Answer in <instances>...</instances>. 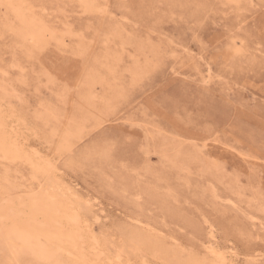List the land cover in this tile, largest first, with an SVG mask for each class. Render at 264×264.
Masks as SVG:
<instances>
[{
	"label": "rangeland",
	"instance_id": "374dc122",
	"mask_svg": "<svg viewBox=\"0 0 264 264\" xmlns=\"http://www.w3.org/2000/svg\"><path fill=\"white\" fill-rule=\"evenodd\" d=\"M99 1L104 11L81 13L76 1L34 0L33 10L62 38L34 54L14 41L5 25L12 17L0 6V62L16 91L4 105L36 126L24 132L27 148L53 158L63 183L89 205L95 234L118 243L117 227L137 226L187 252L227 249L230 264H264V0ZM107 50L120 54L118 92L105 108L88 111L85 77L106 61ZM95 86L94 99L107 94ZM40 101L61 111L60 125L78 110L89 112L69 152L57 151L59 137H47L51 124L35 119ZM170 143L182 162L171 158ZM5 164L0 160V173ZM20 170L14 181L38 185ZM124 256L125 264H140ZM144 260L168 264L151 255Z\"/></svg>",
	"mask_w": 264,
	"mask_h": 264
},
{
	"label": "bare ground",
	"instance_id": "6f19581e",
	"mask_svg": "<svg viewBox=\"0 0 264 264\" xmlns=\"http://www.w3.org/2000/svg\"><path fill=\"white\" fill-rule=\"evenodd\" d=\"M70 1L77 2V6L79 7V9H81V13H97L102 10L104 11V7L99 0H70ZM33 2L34 0H0V6H2V9L4 7L5 11L9 14L8 16L12 17V20L10 18H7L5 25L9 30L13 31L14 41L18 44V46L23 48L24 51L28 54H34L39 49L41 50L48 43L49 39H54L57 40L58 42L62 41L61 36L59 37L56 35L54 28L47 22V20L33 10L34 7ZM122 4H125L124 1ZM131 18L133 17L131 16ZM76 35L77 34H75V36ZM116 35L119 37L120 34H116ZM94 42H90V43L94 44ZM103 57L106 58V61L105 62L99 61L97 63V67L95 68V70L90 75L88 74L89 75L88 77H85L87 86L83 93L86 95L85 98L86 109L88 110L89 108H91L88 111L99 110V108L101 107L105 108L106 107L105 105L108 103V101H111L112 96H114L118 92L117 85L113 83V80L117 76V75L115 76L114 67L116 61L120 57V54L117 52H110L107 50L103 55ZM98 67H104L105 68L104 73L102 72L100 73L99 70L100 68L98 69ZM140 72L141 71H139V68L136 66L132 70V74L135 76L140 74ZM6 73L7 70L5 69L4 66H2L0 62V160L6 161L7 163L5 164L2 173H0V264H125L124 262L126 260L124 259L125 257L124 255H128V254H132L134 257H138L140 259V264L145 263L144 260L145 255L159 257L164 261H166L168 264H230L231 263V262L228 263L227 260L228 258H226L225 253L223 252L224 249L221 251L215 248L211 250L207 248L208 251H210L208 253L209 255L207 254L201 256L193 251H188V252L184 251L178 245L167 243V241L161 235L155 232L153 233L152 232L153 230L149 231L147 229L145 230L137 226H129V227L123 226L121 228L117 227L119 232L118 243H115L116 241L113 242L115 239L113 240L112 235L106 236L105 234H101V233L95 234L91 224L88 223L87 220V215L90 213L89 205L86 204L85 202L83 203L79 201V199L72 193L71 189L65 183H63V180L58 175V171H57L58 169L56 168V163L53 160V158L41 156L38 154L37 151L33 150V148L32 149L27 148L26 146L27 144L25 143L27 136L26 137L24 136V132L25 131L35 132L36 126L34 125L29 126L25 124L23 122L22 116L18 113H15V110H13L14 108L10 107V105L8 106V109L7 107H5L4 104L9 103V98L10 96H12L11 94L15 95L16 92L14 91V85L10 81H8L6 77H4ZM19 73H21V71H19ZM95 84L104 85L106 87L107 94L99 95V97L94 99ZM99 102L101 106H98ZM87 110L86 112H84L85 110H78L79 113H77L75 117L73 116L74 118L69 123L60 125V123L57 122V119H59L58 116L60 114L59 112L61 111H58V109L55 108V106L51 105L50 103H45L40 101L37 103L34 109V117L39 122H41L42 126L51 124V130L47 134V137L49 139H53L54 136L59 137V138L57 137L58 140L56 142L55 149H57V151L59 152H64V151L69 152L70 148L74 143V140L79 137L82 128L90 118L89 116L90 114ZM151 120L154 119L151 118ZM159 124L160 123H158V125ZM99 125H102V123L101 124L99 123ZM157 136L159 135L157 134ZM165 137H163V139H165ZM166 140L167 139H165V141ZM165 141L164 143H166ZM176 142L178 143V141ZM155 145H157V142ZM175 145H173L172 147H174ZM158 151L160 152V149ZM180 155L181 153L179 151V148L175 146L173 150V154H171V158H173L175 162L180 163L182 162L181 158L179 157ZM22 167L26 168L27 175L29 178L39 180L37 186L34 187L31 185L25 188L21 183H17V181H14L15 178H13L12 173L18 174L19 172H21L20 169ZM136 168L134 169L136 170ZM142 174H144V172ZM187 182L189 183V181ZM168 188L170 189L171 187L168 186ZM232 190H230V192ZM237 194L239 193L237 192ZM213 200L215 201V199ZM175 201L177 202L176 199ZM230 202L228 201L227 203ZM94 219L95 221H97L96 218ZM253 228L254 227H252V229ZM160 232H162V230H160ZM112 244H115L114 245L115 247H114V251L112 250L111 252L109 246H111ZM249 264H254V263H249Z\"/></svg>",
	"mask_w": 264,
	"mask_h": 264
}]
</instances>
